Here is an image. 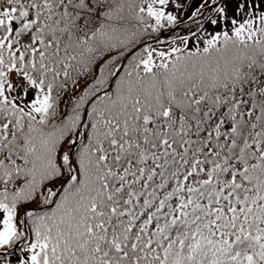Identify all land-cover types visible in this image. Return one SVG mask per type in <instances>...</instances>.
<instances>
[{
    "label": "snow or ice",
    "instance_id": "1",
    "mask_svg": "<svg viewBox=\"0 0 264 264\" xmlns=\"http://www.w3.org/2000/svg\"><path fill=\"white\" fill-rule=\"evenodd\" d=\"M0 264H264V0H0Z\"/></svg>",
    "mask_w": 264,
    "mask_h": 264
}]
</instances>
